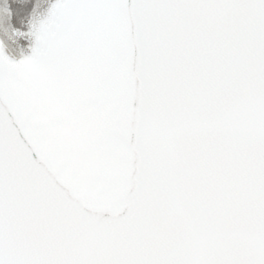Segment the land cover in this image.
<instances>
[{
    "label": "snow or ice",
    "instance_id": "1",
    "mask_svg": "<svg viewBox=\"0 0 264 264\" xmlns=\"http://www.w3.org/2000/svg\"><path fill=\"white\" fill-rule=\"evenodd\" d=\"M13 37L0 264H264V0H54Z\"/></svg>",
    "mask_w": 264,
    "mask_h": 264
},
{
    "label": "trees",
    "instance_id": "2",
    "mask_svg": "<svg viewBox=\"0 0 264 264\" xmlns=\"http://www.w3.org/2000/svg\"><path fill=\"white\" fill-rule=\"evenodd\" d=\"M54 0H0V10L7 7L12 12L11 28L6 34L4 29L8 28L5 23L0 27V40L6 45V54L11 58L19 60L30 52L31 41L24 37H13L9 39L11 30L27 32L28 23L32 19L34 12L43 13Z\"/></svg>",
    "mask_w": 264,
    "mask_h": 264
}]
</instances>
